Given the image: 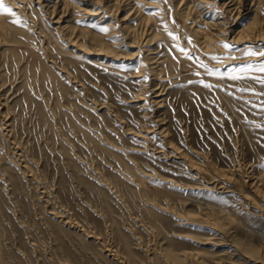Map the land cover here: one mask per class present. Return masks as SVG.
I'll list each match as a JSON object with an SVG mask.
<instances>
[{
  "label": "rangeland",
  "instance_id": "obj_1",
  "mask_svg": "<svg viewBox=\"0 0 264 264\" xmlns=\"http://www.w3.org/2000/svg\"><path fill=\"white\" fill-rule=\"evenodd\" d=\"M66 1L59 32L0 0V264H264V44L203 56L175 0H132L126 27L122 0L115 32ZM147 30L156 82L128 45Z\"/></svg>",
  "mask_w": 264,
  "mask_h": 264
},
{
  "label": "bare ground",
  "instance_id": "obj_2",
  "mask_svg": "<svg viewBox=\"0 0 264 264\" xmlns=\"http://www.w3.org/2000/svg\"><path fill=\"white\" fill-rule=\"evenodd\" d=\"M133 1L131 0V12L122 19L123 26L125 27L127 26L126 22L128 21V19H130V14L136 9V3ZM121 2L122 0H76L74 5L79 12V16L81 17L80 19H86L94 16L93 18L96 17L95 23H106L105 26L110 28L111 32H115L117 31L115 29L116 23H118L120 19L115 18L114 20H111V17L121 11ZM263 2L264 0H175L177 8H181L180 14L183 17L186 18L187 16L194 13L195 24L189 27L194 28V31L199 35L201 39L202 45L199 49L198 54L203 56H207V54H209L210 52H214V50L221 51L222 46L220 47L218 42H221L223 44L232 43L237 45L246 43L259 44L260 42V45H263L264 18L260 16L261 11H263ZM37 3L40 4V8L50 19V22L57 24L56 29L59 32L67 29L68 25L65 22L66 18L70 16L69 7L71 6V4L69 1L37 0ZM24 4L26 3L23 2V5ZM23 5H16L14 6V8H17L18 13L23 15L24 19L28 17H26V14L23 12ZM230 14L232 16L233 14L235 15V17L233 16L234 20L228 19L230 18ZM239 19H248L249 21L247 20L248 22L242 25L243 22H240ZM199 21H202L205 27H196L195 25ZM0 26H2L1 23ZM174 32L177 33V30H174ZM37 33L44 37L43 30L41 28H38ZM150 35L151 31L147 30L143 34H141L140 37H137L136 41H133L128 45L138 47V50L134 53V56L138 57V60H142V62L147 64V67H149L150 69L148 72L152 74L153 80H155L156 82L161 79L159 69L161 64L166 59L162 60L161 57L158 56V52L157 50H155L156 48L153 47L154 42ZM211 42H215L217 43V45H213V47H211L209 45ZM121 43H124V41L119 42V44ZM144 75L145 65H142L141 68L131 77L137 78L138 80H144ZM154 85L157 86H155L153 88V91L151 92L153 96L152 98H150V101L155 103L158 106L157 108H159L163 106V99L160 98L163 94V90L158 86V84L155 83ZM143 89L145 91V89L147 88L143 87ZM144 99H146L144 97V93L140 92V94L136 95V98L131 101L143 102L141 106L143 108H146L147 102L146 100L143 101ZM159 129L160 130L157 133L163 135V137L166 138L167 132L165 128L163 126H160ZM151 132H153V130L146 128L142 131V133H138L137 135L147 140L150 138L149 133ZM166 144L169 148L173 149V151L175 152V157H183L182 153L176 148L172 147L170 145V142H168L167 140ZM149 146L150 145H147V149H151V147ZM192 168L196 169L195 166H193ZM145 175L154 177L153 174Z\"/></svg>",
  "mask_w": 264,
  "mask_h": 264
},
{
  "label": "snow or ice",
  "instance_id": "obj_3",
  "mask_svg": "<svg viewBox=\"0 0 264 264\" xmlns=\"http://www.w3.org/2000/svg\"><path fill=\"white\" fill-rule=\"evenodd\" d=\"M0 6H2V5H0ZM6 11H7V9H6ZM224 47H231V46H229V45H224ZM250 55H252V54H258V55H262V56H264V50H260L258 53H249Z\"/></svg>",
  "mask_w": 264,
  "mask_h": 264
}]
</instances>
